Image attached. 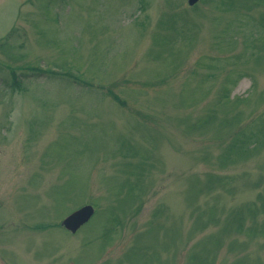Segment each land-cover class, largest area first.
I'll return each instance as SVG.
<instances>
[{
  "label": "rangeland",
  "instance_id": "obj_1",
  "mask_svg": "<svg viewBox=\"0 0 264 264\" xmlns=\"http://www.w3.org/2000/svg\"><path fill=\"white\" fill-rule=\"evenodd\" d=\"M0 264H264V0H0Z\"/></svg>",
  "mask_w": 264,
  "mask_h": 264
},
{
  "label": "water",
  "instance_id": "obj_2",
  "mask_svg": "<svg viewBox=\"0 0 264 264\" xmlns=\"http://www.w3.org/2000/svg\"><path fill=\"white\" fill-rule=\"evenodd\" d=\"M199 0H188V4L193 6ZM93 214V209L90 206H85L74 213L70 214L62 221V226L70 231L71 233H75L77 229L86 223Z\"/></svg>",
  "mask_w": 264,
  "mask_h": 264
}]
</instances>
